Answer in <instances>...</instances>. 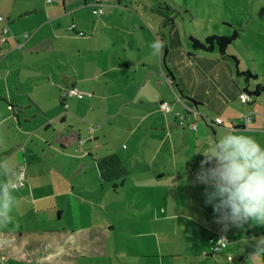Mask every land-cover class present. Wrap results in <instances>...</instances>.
Wrapping results in <instances>:
<instances>
[{
	"label": "crops",
	"instance_id": "1",
	"mask_svg": "<svg viewBox=\"0 0 264 264\" xmlns=\"http://www.w3.org/2000/svg\"><path fill=\"white\" fill-rule=\"evenodd\" d=\"M98 1L0 0V161L18 173L0 172L15 199L0 264H264L248 258L264 224L225 229L196 180L200 153L226 131L264 147L263 94L240 99L258 79L244 82L230 47L238 64L190 41L171 50L143 0Z\"/></svg>",
	"mask_w": 264,
	"mask_h": 264
},
{
	"label": "clouds",
	"instance_id": "2",
	"mask_svg": "<svg viewBox=\"0 0 264 264\" xmlns=\"http://www.w3.org/2000/svg\"><path fill=\"white\" fill-rule=\"evenodd\" d=\"M153 55H161L165 42L157 38L150 45ZM204 159L196 174L205 190L206 203L218 214L217 223L241 227L250 220L264 224V147L254 138L226 131L210 150L200 153ZM0 172L10 178L18 173L8 160L0 161ZM13 179L0 184V224L10 221L15 203L11 195ZM255 250L249 259L258 260L264 254V236L253 238ZM225 240V239H222ZM226 241V240H225Z\"/></svg>",
	"mask_w": 264,
	"mask_h": 264
},
{
	"label": "rangeland",
	"instance_id": "3",
	"mask_svg": "<svg viewBox=\"0 0 264 264\" xmlns=\"http://www.w3.org/2000/svg\"><path fill=\"white\" fill-rule=\"evenodd\" d=\"M178 6L192 11L190 17L179 19L175 25L166 29L172 34L169 48L189 49V36L205 37L218 33L232 35L233 29H238L241 36L230 46V50L239 56L241 66L248 64L250 71L258 76V84L264 85V0H172ZM144 6L138 5L141 15L150 16L153 24H162L163 18L157 14V0H143ZM94 15H96L93 12ZM98 16V15H96ZM159 31V29H157ZM264 102V93L261 97ZM264 105V103H262Z\"/></svg>",
	"mask_w": 264,
	"mask_h": 264
},
{
	"label": "trees",
	"instance_id": "4",
	"mask_svg": "<svg viewBox=\"0 0 264 264\" xmlns=\"http://www.w3.org/2000/svg\"><path fill=\"white\" fill-rule=\"evenodd\" d=\"M157 14H159L163 18L162 25L168 26L173 25L175 20L185 18L186 16L190 17L192 15V11H189L187 8L178 6L172 0H157ZM225 27L229 29H233L232 35H220V34H209L203 37H194L190 36V46L193 51H203L206 53H218L224 59H233L236 64H238V60L229 55V47L237 42L240 39V35L238 34V29L233 28L232 26L225 24ZM240 77H243L244 82L249 84L250 81H256L258 79L257 75L252 73L251 71L246 72H238ZM249 94L251 97H258L264 93V86L257 84L255 90L251 91L247 87L245 92ZM253 99V98H252ZM197 107H200V104L195 103Z\"/></svg>",
	"mask_w": 264,
	"mask_h": 264
},
{
	"label": "built area",
	"instance_id": "5",
	"mask_svg": "<svg viewBox=\"0 0 264 264\" xmlns=\"http://www.w3.org/2000/svg\"><path fill=\"white\" fill-rule=\"evenodd\" d=\"M99 1L97 0V4L100 5L98 3ZM94 13L96 15H102L104 13V10L101 7L97 8L96 10H94ZM0 21L1 22H5L6 21V18L3 16V15H0ZM9 32V27L6 25L4 28H3V37H2V40L4 41L5 40V36L8 34ZM68 96H77V97H81V93L79 92V90L77 88H66L64 91H63V98H66ZM240 99L242 101L243 104H249L251 101H252V97L247 94V93H243L241 96H240ZM65 108H68V105L65 104ZM161 109L166 112V113H169L172 111V105L170 102H163L161 104ZM191 112H194V113H199L198 110H195V109H190ZM244 122H245V125H249L251 122H252V116L251 114H245L244 115ZM216 124L217 125H222L223 124V120L221 118H218L216 120ZM193 128L196 129L197 126L196 125H193ZM25 181V169H21L20 171V183H23ZM222 239H225V240H222ZM228 244V238L225 237V236H221L217 242V244L215 245L213 251L214 253H218V252H221L223 251L226 246Z\"/></svg>",
	"mask_w": 264,
	"mask_h": 264
}]
</instances>
